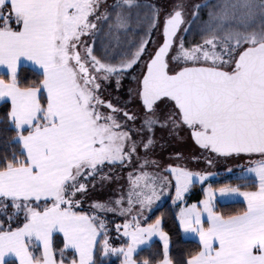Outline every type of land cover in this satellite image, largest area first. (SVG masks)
<instances>
[{
  "label": "snow or ice",
  "instance_id": "snow-or-ice-1",
  "mask_svg": "<svg viewBox=\"0 0 264 264\" xmlns=\"http://www.w3.org/2000/svg\"><path fill=\"white\" fill-rule=\"evenodd\" d=\"M126 79V100L105 93ZM0 101L11 105L0 117V264H110L113 255L177 264L161 218L145 224L144 212L173 186L175 202L213 174L169 164L173 185L150 158L158 128L188 131L209 154L247 157L239 178L253 182L243 191L209 184L202 201L181 208L199 247L179 264H264V0H0ZM115 165L132 169L127 192L121 185L77 210ZM217 194L246 206L225 215ZM109 212L131 217L115 225L128 243L113 245ZM157 231L163 258L136 259Z\"/></svg>",
  "mask_w": 264,
  "mask_h": 264
},
{
  "label": "rangeland",
  "instance_id": "rangeland-1",
  "mask_svg": "<svg viewBox=\"0 0 264 264\" xmlns=\"http://www.w3.org/2000/svg\"><path fill=\"white\" fill-rule=\"evenodd\" d=\"M205 0H189V3H202ZM109 3L112 2V0H108ZM172 0H161L160 6L163 7L166 4H171ZM154 40H162V37L159 34H154ZM151 47V44L149 45ZM139 71V69H137ZM132 86V82L130 79H126L125 81L122 82V89L117 91L115 88V81L113 80L111 84H109L106 89L105 93L108 94L110 93L112 97L115 96H120L123 99H127V92L128 88ZM129 107H135V105H129ZM177 134H169L168 130H163V129H157L156 131V139H157V144L155 148L153 149V154L152 157L160 162L159 166V171H162L163 175L169 176L170 179L173 181L174 185V176H171L168 171H164V169L167 167V165L172 164V165H180V166H186L190 170L193 171H199V172H209L212 173L213 175L209 178H207L205 181H199L197 180L195 183H198L202 186L203 189V197L201 200L202 201L206 195L204 192V189L208 187L211 181L217 180L219 178H238L239 173L243 170L240 165L242 164H247V157H242L240 159L236 158H220L217 161L213 162L211 165L205 163V162H193L190 159L189 155H192L194 152L195 144L193 143L190 135L185 131V130H177ZM173 136V137H172ZM169 142H171L169 144ZM168 149V150H167ZM180 153L181 156L177 158L176 154ZM141 156L144 155V151L141 148L140 150ZM138 166V165H137ZM115 173L109 172L108 174L113 176V180L111 182H105V187L103 189H100L99 186H97L96 190H90L89 191V198H85L83 207H86L89 209L88 205L91 203L92 199H108L109 197L118 195V189L122 185L123 189L125 192L128 190V172L132 171L131 168H123L121 170L120 166L117 165L115 166ZM231 169V172L228 170ZM151 170V169H149ZM107 171V169H106ZM118 177V178H117ZM250 182H252V178H248ZM223 186H237L236 184H226L222 185ZM221 187H213L215 189H219ZM243 191L244 189L241 188ZM173 191V192H172ZM191 191V187L189 188L188 192L184 194L183 198L180 200H176L174 202V198L176 197V191L175 187L173 186L170 190L166 191L160 198V200L156 201L151 210H146L144 212V216L148 217L160 206L162 205L165 201L168 199H171V201L175 204L178 205V207L184 208L187 207V205H190L194 202H187L185 200L186 195L189 194ZM232 201V200H223L220 198L219 194H217L216 201ZM198 201V202H199ZM235 201H244L243 198H240ZM126 206V205H125ZM202 206V205H201ZM138 207V206H137ZM112 213V212H109ZM180 213V212H179ZM178 213V216H179ZM113 215H116L117 217H120L122 220L124 219H130L131 217H121L120 214L117 213H112ZM180 217V216H179ZM146 220H143L142 222L145 224H151L153 223L157 218L152 220L151 222H148ZM123 222L121 221L119 224H122ZM160 239L162 243H164L163 238L160 236L159 232H155L152 237H150L149 241L147 242V245L153 240V239ZM128 240V239H127ZM129 242V241H128ZM118 246V245H114ZM145 245H142L144 247ZM121 258L123 259V256L121 255ZM121 259V260H122Z\"/></svg>",
  "mask_w": 264,
  "mask_h": 264
},
{
  "label": "trees",
  "instance_id": "trees-1",
  "mask_svg": "<svg viewBox=\"0 0 264 264\" xmlns=\"http://www.w3.org/2000/svg\"><path fill=\"white\" fill-rule=\"evenodd\" d=\"M143 3H153L160 5L161 0H142ZM203 1L202 3H204ZM209 6L215 5L219 2V0H207ZM143 11L141 12V15H143ZM209 9L205 8L202 10L203 12V19H207V13ZM146 27V25H144ZM144 33L143 31L137 32V33H129V37L135 36L136 38H139ZM194 37L190 35L188 37V40L191 41ZM195 39H199L198 36H195ZM22 76H28L29 79L32 78V74L29 69L25 68L22 70ZM10 108V103H0V117H4L6 111ZM3 149V145L0 144V150ZM116 166V165H115ZM212 187H221L222 185L226 184H236L237 186H241L242 189L245 188H251L253 187V182H250L249 179H242V178H219L217 180H213L210 182ZM173 192V191H172ZM203 197V189L202 186L198 183H193L191 185V191L189 194L186 195L185 200L187 202H198ZM217 208L216 211L223 212L225 215L232 214L235 211L242 210L246 204L242 201H229V202H216ZM178 205L173 203L171 199H168L165 201L162 205H160L147 219L148 222H151L157 217L161 218V228L164 232L168 233L169 236V249H170V255L173 258L174 261H177V264H179V261H181L183 258H185L190 252L193 250L198 249L199 242L193 239H185L183 238L181 234V230L178 225L177 221V213H178ZM77 210H84L88 211L90 209L86 207L79 208ZM3 217H0L2 219ZM106 223L109 228V236L112 238L113 245H121L128 243L127 238L121 239L120 236L116 235L115 225L119 224L123 220L120 217H117L116 215H113L112 213H107L104 216ZM15 226V225H14ZM123 232V229H121V234ZM101 239H103L101 237ZM54 247L58 250L60 247L63 246L62 244V234H57L53 238ZM102 252V249H98L97 251V259L100 258V254ZM138 255H136V259L140 260L145 257L152 258L153 260H158L163 258V243L160 239H153L147 246H144L140 249H138ZM68 255H71L72 253H67ZM121 256L117 257L113 255L110 258V264H120ZM18 264V263H17Z\"/></svg>",
  "mask_w": 264,
  "mask_h": 264
},
{
  "label": "flooded vegetation",
  "instance_id": "flooded-vegetation-1",
  "mask_svg": "<svg viewBox=\"0 0 264 264\" xmlns=\"http://www.w3.org/2000/svg\"><path fill=\"white\" fill-rule=\"evenodd\" d=\"M186 131V130H185ZM178 132V131H177ZM188 134L189 132L186 131ZM190 135V134H189ZM173 137V136H172ZM171 142H169L170 144ZM172 144V143H171ZM195 150L194 152L192 153V155H189L190 156V159L193 161V162H205L207 163V159H212L213 162L217 161L218 159L220 158H223L221 156H217L216 154L212 153V154H209V153H206L203 151V149L197 147L195 145ZM168 150V149H167ZM193 157H197V159H193ZM208 164V163H207Z\"/></svg>",
  "mask_w": 264,
  "mask_h": 264
},
{
  "label": "crops",
  "instance_id": "crops-1",
  "mask_svg": "<svg viewBox=\"0 0 264 264\" xmlns=\"http://www.w3.org/2000/svg\"><path fill=\"white\" fill-rule=\"evenodd\" d=\"M1 102H3V101H0V103ZM9 103H10V101H9ZM11 106V105H10ZM117 166V165H116ZM115 167V166H114ZM219 201V200H218ZM217 202V201H216ZM219 202H229V201H219ZM242 202H244L245 204H246V202L245 201H242ZM79 209V208H78ZM180 212V207L178 208V213ZM178 213H177V221H178V225H179V228H180V230H181V234H182V236H183V238H185V239H193V240H196V241H198L199 242V238H198V235H196V234H193V233H186L185 232V230L183 229V227H182V225H181V223H180V217L178 216ZM160 227H161V225H160ZM18 263V262H17Z\"/></svg>",
  "mask_w": 264,
  "mask_h": 264
},
{
  "label": "water",
  "instance_id": "water-1",
  "mask_svg": "<svg viewBox=\"0 0 264 264\" xmlns=\"http://www.w3.org/2000/svg\"><path fill=\"white\" fill-rule=\"evenodd\" d=\"M161 42H162V40H161ZM191 137V136H190ZM192 139V138H191ZM192 141H193V143L197 146V147H199L200 148V146L199 145H197L196 143H195V141L192 139Z\"/></svg>",
  "mask_w": 264,
  "mask_h": 264
}]
</instances>
